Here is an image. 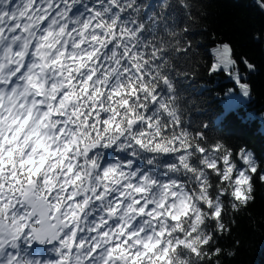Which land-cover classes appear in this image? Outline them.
Returning <instances> with one entry per match:
<instances>
[{"label": "snow or ice", "instance_id": "1", "mask_svg": "<svg viewBox=\"0 0 264 264\" xmlns=\"http://www.w3.org/2000/svg\"><path fill=\"white\" fill-rule=\"evenodd\" d=\"M179 5L182 24L170 0H0V264L235 255L219 238L254 202L264 159L207 121L193 130L180 83L223 73L231 115L256 65L215 33L201 51L199 17Z\"/></svg>", "mask_w": 264, "mask_h": 264}, {"label": "trees", "instance_id": "2", "mask_svg": "<svg viewBox=\"0 0 264 264\" xmlns=\"http://www.w3.org/2000/svg\"><path fill=\"white\" fill-rule=\"evenodd\" d=\"M169 15H175L178 23L186 20L185 9L179 0H170ZM190 11L199 17L193 26V39L201 41V51L210 46L211 34L230 42L237 58L246 56L256 65V71L248 74L252 85L251 96L241 98L238 111L221 115L220 95L232 82L223 74L208 76L200 68L196 79L181 82L185 97L186 118L193 130L202 121L209 122L210 134L222 136L234 144H247L258 158L264 159V10L257 0H188ZM155 7L159 0H151ZM203 14V15H201ZM206 29V30H205ZM259 34V38L256 36ZM243 70V65H241ZM255 200L239 214L232 225L231 234L219 238V246L234 249V256L224 255L222 264H264V183L255 179ZM225 222L229 216L224 217ZM240 241L239 246L234 242Z\"/></svg>", "mask_w": 264, "mask_h": 264}]
</instances>
